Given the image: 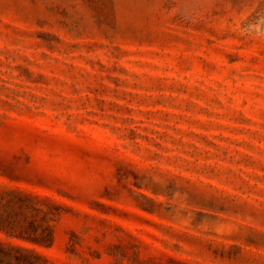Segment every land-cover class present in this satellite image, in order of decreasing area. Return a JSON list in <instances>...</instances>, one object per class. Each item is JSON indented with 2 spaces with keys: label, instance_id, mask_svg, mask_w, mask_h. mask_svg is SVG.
<instances>
[{
  "label": "rangeland",
  "instance_id": "rangeland-1",
  "mask_svg": "<svg viewBox=\"0 0 264 264\" xmlns=\"http://www.w3.org/2000/svg\"><path fill=\"white\" fill-rule=\"evenodd\" d=\"M10 191L0 264H264V0H0Z\"/></svg>",
  "mask_w": 264,
  "mask_h": 264
},
{
  "label": "trees",
  "instance_id": "trees-1",
  "mask_svg": "<svg viewBox=\"0 0 264 264\" xmlns=\"http://www.w3.org/2000/svg\"><path fill=\"white\" fill-rule=\"evenodd\" d=\"M7 196H9L6 200L7 204L12 203L11 205L21 212L1 213L0 230L10 238L24 239L38 245L50 246L53 242V231L48 222L59 216L60 208L20 192L10 191L2 199L5 200ZM44 206L49 209L46 210ZM24 211H29V214Z\"/></svg>",
  "mask_w": 264,
  "mask_h": 264
}]
</instances>
